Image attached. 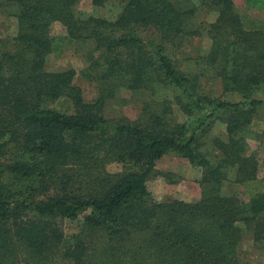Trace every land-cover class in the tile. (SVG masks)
I'll list each match as a JSON object with an SVG mask.
<instances>
[{
  "label": "trees",
  "instance_id": "16d2710c",
  "mask_svg": "<svg viewBox=\"0 0 264 264\" xmlns=\"http://www.w3.org/2000/svg\"><path fill=\"white\" fill-rule=\"evenodd\" d=\"M78 1L5 0L17 32L0 40V264H248L245 235L264 241V178L244 134L264 107V24L234 0H125L112 18L79 17ZM57 22L66 33L53 36ZM195 37L209 47L183 66L172 51ZM78 40L99 52L84 71L98 86L90 101L75 68L47 65ZM121 89L150 97L135 118L111 120ZM219 119L226 136L208 142ZM169 151L202 169L198 200L149 189ZM228 182L249 198L226 194ZM81 215L67 236L61 221Z\"/></svg>",
  "mask_w": 264,
  "mask_h": 264
},
{
  "label": "rangeland",
  "instance_id": "374dc122",
  "mask_svg": "<svg viewBox=\"0 0 264 264\" xmlns=\"http://www.w3.org/2000/svg\"><path fill=\"white\" fill-rule=\"evenodd\" d=\"M125 0H109L104 6L96 7L91 0H79L75 4L76 15L82 18L89 16H104L112 18L116 15L121 6V2ZM198 4L199 0H195ZM240 13L250 15L252 18L259 19L264 24V10L249 9L245 0H234ZM198 21H214L216 18L214 13H198ZM52 35L59 36L66 33L65 28L60 23L52 26ZM17 19L13 15V8L5 0H0V40H5L16 34ZM209 42L202 38H194L192 42L185 43L180 49L172 51V57L185 66L190 59H195L198 55H203L209 47ZM99 57V52L94 51L92 41H75L72 47L66 52L55 55L51 53L47 57V65L50 70H64L67 68H75L77 76L75 84L83 89L86 100H92L98 94V86L95 81L90 80L84 74L89 71V56ZM206 83V82H205ZM217 92L221 93V85L217 88ZM150 96L146 92L131 91L121 89L117 95L110 99L106 106V115L109 119L114 120L123 116L135 118L142 108L143 100ZM58 109L65 110L71 106L68 100H60L54 105ZM186 116H180L182 122ZM247 138L250 151H257L260 159L259 176L264 178V107L256 111L251 119V123L244 131ZM214 135L221 137L226 136L225 125L222 120L212 127L209 134L208 142ZM217 150L215 151V153ZM214 153V154H215ZM217 157H215L216 159ZM118 163H110L107 169L117 171L120 169ZM157 170L159 173L152 177L148 182V187L152 191L156 200L171 201L180 199L187 202H193L200 198L201 187L199 179L202 176V169L191 165L188 159L178 155L175 152H167L160 160L157 161ZM166 174V176H165ZM169 178L176 179L178 183H169ZM226 194H236L243 200H247L248 194L243 186H238L232 182H228L224 187ZM84 215L78 219H64L61 221L62 228L67 236L77 234L82 228ZM241 257L248 264H264V241L255 242L249 234L245 235L242 246L240 247Z\"/></svg>",
  "mask_w": 264,
  "mask_h": 264
}]
</instances>
